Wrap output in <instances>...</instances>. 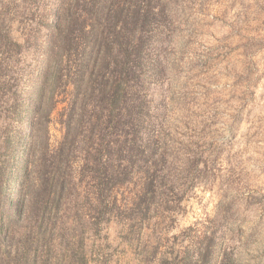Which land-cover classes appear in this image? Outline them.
<instances>
[{
  "label": "rangeland",
  "instance_id": "1",
  "mask_svg": "<svg viewBox=\"0 0 264 264\" xmlns=\"http://www.w3.org/2000/svg\"><path fill=\"white\" fill-rule=\"evenodd\" d=\"M128 1L123 95L66 128L74 1L0 0V264H264V0Z\"/></svg>",
  "mask_w": 264,
  "mask_h": 264
},
{
  "label": "trees",
  "instance_id": "2",
  "mask_svg": "<svg viewBox=\"0 0 264 264\" xmlns=\"http://www.w3.org/2000/svg\"><path fill=\"white\" fill-rule=\"evenodd\" d=\"M74 4L71 9L60 8L55 16L53 32L49 35L48 54L46 57L42 81L35 93L36 109H43L45 106V87L46 79L50 70V64L57 62L58 73L55 79L61 78L62 65L64 60H71L73 57L74 73L72 75V92L68 107L65 111L67 120L66 128L71 123L80 124L83 114L88 113L87 104L91 98L94 105L101 102L111 104L116 102L123 95L117 68L119 62H113L111 56L114 54V47L111 39L124 36L127 26H135L143 17L135 4L123 0H73ZM145 13V12H144ZM70 15V17H68ZM66 17H68L66 19ZM89 18L90 23L86 21ZM111 38V39H110ZM59 44L56 45L55 44ZM142 43H135L133 50L135 55H140ZM126 47V46H125ZM53 52V49H55ZM124 56L127 57V50H124ZM103 53L102 61H98V54ZM121 52V50H119ZM139 57V56H138ZM97 60V61H96ZM118 62V63H117ZM97 68V76H90L91 67ZM124 69L125 64L121 65ZM121 73V71H120ZM107 78L105 79V77ZM101 77V79H100ZM99 86V95L91 96L88 94L92 87ZM95 109V108H94ZM50 111V110H49ZM99 115V111H92V117ZM77 115V116H76ZM77 120L74 121L75 117ZM34 118V117H33ZM97 118V117H96ZM206 251L204 255H209ZM191 264V263H190Z\"/></svg>",
  "mask_w": 264,
  "mask_h": 264
}]
</instances>
